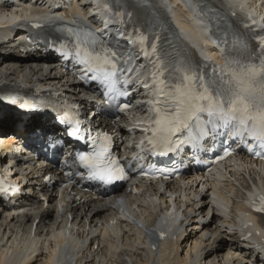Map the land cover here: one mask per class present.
<instances>
[{
  "label": "snow or ice",
  "instance_id": "obj_1",
  "mask_svg": "<svg viewBox=\"0 0 264 264\" xmlns=\"http://www.w3.org/2000/svg\"><path fill=\"white\" fill-rule=\"evenodd\" d=\"M130 6L151 10L153 3L152 0H130ZM196 6L200 15L213 25L211 30L205 28L200 33L198 43L192 46L198 49L200 60L195 59L187 45L177 47L172 39L175 32L166 26V20L155 15L147 29L133 26L130 31L121 32L120 39L105 37L110 21L104 20L103 28L91 27L84 23L87 18L78 10L66 22L63 16L44 18L49 23L60 22L56 28L59 44L53 41L50 47L64 59L75 63L77 72L73 74L74 77H78L82 83L87 82L89 86L95 85L94 90L103 98L96 107L124 114L129 121L123 126L124 129L131 133H142L138 142H132L139 152L131 157L126 167V158L113 152L114 132L93 128L92 120L83 114L81 105L59 92L50 93L51 97L57 98L54 101L45 102L41 98L38 102L34 98L40 93L37 88L33 97L13 106L29 112L47 110L55 125L63 126L65 136L83 145L82 150L70 153L71 165L65 161V167L76 169L66 173L69 182L79 176L104 187L114 186L129 179V171L137 161L141 178L167 180L176 169L147 163L146 157H168L185 145L202 151L208 139L215 136H226L232 143H237L241 150L264 159V29L258 31L253 27L258 22L251 11H246L243 2L233 5V9L239 8L247 16L250 23H243L246 32L235 27L212 0H196ZM98 7L112 10L107 3H101ZM115 16L122 23H127L123 11H116ZM127 16L130 20L132 13H127ZM231 16L240 19L235 10ZM20 19L28 17H13L12 22ZM32 26L41 28L43 24L36 22ZM209 44L218 50L222 64L204 55L202 49H207ZM136 57L145 62L138 68L135 66ZM205 60L208 63L205 64ZM146 67L148 77L142 87L152 89L151 98L138 102L137 106L149 105L151 116L147 120H133V110L137 106L126 98L131 95V85L144 76ZM119 119L117 115L114 123ZM60 139L54 136L49 141L44 135L36 136L42 148L51 147L57 152L62 147L58 144ZM233 154L230 146L224 147L216 162ZM196 162L199 163V160ZM44 180L51 183L52 177L45 176ZM261 187L260 192L249 193L252 197L249 203L254 212L264 215V186ZM16 191H19V186L6 185L3 174H0V193ZM41 199L47 204L46 197ZM216 203L219 208L224 207L223 203ZM168 221L174 223L171 213L165 217V222ZM243 226L250 228L252 220H245ZM159 235L163 238L165 233L160 231ZM252 235L249 231L244 238H251ZM257 235L264 241V235L259 231ZM253 246L264 250V242ZM151 247L155 248V245ZM50 264H55V256Z\"/></svg>",
  "mask_w": 264,
  "mask_h": 264
},
{
  "label": "bare ground",
  "instance_id": "obj_2",
  "mask_svg": "<svg viewBox=\"0 0 264 264\" xmlns=\"http://www.w3.org/2000/svg\"><path fill=\"white\" fill-rule=\"evenodd\" d=\"M123 1L130 4V0ZM214 1L224 6V0ZM166 2L168 7L174 9L176 20L180 25L188 27L190 20L198 22L196 16L190 12L185 0H167ZM41 3L44 1L41 0ZM76 6L89 19L96 17L95 13L97 12L89 10L88 0H80ZM99 10L104 16V20H111L102 9ZM252 10L255 11L253 8ZM135 12H138L136 8ZM99 19L101 20L102 16L99 15ZM5 46L0 43V52ZM47 66L50 67L49 70L43 68L39 61L32 63L24 61L18 56L9 60H0V90L26 91L35 82H39L44 86L54 85L64 88L76 99H80L79 93L76 91L78 84L69 83V79L63 78L59 74L57 66L52 62H47ZM0 100H2L0 102V127L4 126V122L12 124L25 122L34 126L39 135L46 136L54 132L55 127L52 125L50 117H46L39 111L29 112L14 107L13 105L17 102H14L13 99ZM80 103L84 104L85 102L80 99ZM102 123L111 127L118 134H126L125 129L118 122L114 123L112 120L104 119ZM37 135L30 137L33 142H37ZM6 144L8 145L9 142L6 141ZM17 164L24 167H18L16 174L27 181V188L32 190L31 196H25L18 201L19 206H23V201H28L33 205L23 216L13 213L12 210L16 208L14 206L6 207L8 211L0 214V263L5 257L22 254L24 247H20L21 244L31 241L35 247L28 248L17 264H46L47 260L49 261V253L58 249L56 247L63 243L67 237L76 233L78 236L84 235L88 238V235L95 232L93 226L96 224L98 216L106 211H112V202L106 203L102 199H93L87 193H79L75 196L65 192L60 203L66 207L69 206L73 221L66 223L65 227L61 225L60 227L63 228L48 237L44 245H41L44 235L41 237L38 235L43 234L44 226L42 223L51 216V210L43 207L45 201L40 200L41 195L47 200L51 199V193L48 192V186L43 180L46 173L43 174L42 172L49 170L47 167H37L34 159L17 161ZM68 196L72 198L70 202H65L63 198ZM189 201L181 228L170 247L141 248L143 229L133 223L128 227L129 232L118 235L117 231L114 230L117 225V220H115V224L111 222L106 226V239L99 240L97 236L92 235L90 243L81 248L78 251V256L74 257L76 259L75 264H264V259H258V257L264 258V250L253 246L262 241L261 236L256 234L259 231L264 235V231L260 227L248 228L253 233L251 238H257V240L252 241L251 238H244L242 233L226 227V225L231 224L229 220H220L215 211L209 213L206 196L201 195L199 191L190 195ZM31 214L39 219L35 235L33 237L22 235L20 239L13 236L14 228L18 229L21 225L31 222ZM115 219L117 218L115 217ZM134 219L143 225V221L138 218ZM248 219L251 218L247 217L246 220ZM260 219L264 220V216H261ZM75 223H78V229L74 227ZM87 228L90 230L86 231ZM18 230L20 231V229ZM53 237L55 238L53 239ZM106 240L112 243L110 248L104 247ZM96 244L99 245L95 248ZM68 256L73 257L74 255L67 254Z\"/></svg>",
  "mask_w": 264,
  "mask_h": 264
}]
</instances>
